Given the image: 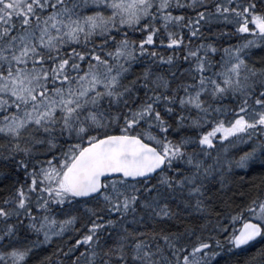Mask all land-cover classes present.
<instances>
[{
    "label": "snow or ice",
    "instance_id": "snow-or-ice-1",
    "mask_svg": "<svg viewBox=\"0 0 264 264\" xmlns=\"http://www.w3.org/2000/svg\"><path fill=\"white\" fill-rule=\"evenodd\" d=\"M0 264H264V0H0Z\"/></svg>",
    "mask_w": 264,
    "mask_h": 264
}]
</instances>
